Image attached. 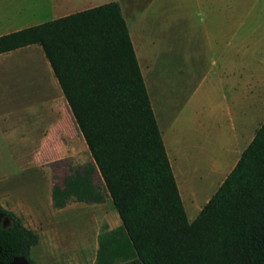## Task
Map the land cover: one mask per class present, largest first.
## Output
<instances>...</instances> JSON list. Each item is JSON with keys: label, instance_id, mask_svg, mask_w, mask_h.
I'll list each match as a JSON object with an SVG mask.
<instances>
[{"label": "trees", "instance_id": "obj_1", "mask_svg": "<svg viewBox=\"0 0 264 264\" xmlns=\"http://www.w3.org/2000/svg\"><path fill=\"white\" fill-rule=\"evenodd\" d=\"M28 45L41 48L92 159L52 185V206L108 196L120 220L97 235L95 264H264V121L188 221L119 3L0 35V54ZM0 213L12 221L0 226V264H35L38 234Z\"/></svg>", "mask_w": 264, "mask_h": 264}, {"label": "rangeland", "instance_id": "obj_2", "mask_svg": "<svg viewBox=\"0 0 264 264\" xmlns=\"http://www.w3.org/2000/svg\"><path fill=\"white\" fill-rule=\"evenodd\" d=\"M50 1L0 0V35L50 20ZM116 1L121 9L123 3L130 4L131 14L125 17L141 42L143 59L152 60L145 63L149 97L162 119L156 118L162 137L167 133L164 144L169 141L179 149L170 164L187 219L192 221L229 167L218 178L217 169L228 153L221 150L224 138L215 120L225 125L224 112L218 111L225 107V97L230 98V84L239 85L246 74L264 78V0ZM43 58L38 45L0 58V105L17 106L18 113L25 115L22 106H40L42 125L54 118L53 109L47 110L49 104L69 112L63 95L56 94L49 82L53 75ZM56 130L57 158L42 161V167L32 158L38 138L24 142L0 138V205L38 234L30 250L33 263L95 264L97 235L120 220L108 196L102 203L70 201L61 209L52 206V185H63L69 166L92 161L80 132L67 117L58 116ZM93 179L102 185L97 172ZM11 224L0 213V226Z\"/></svg>", "mask_w": 264, "mask_h": 264}, {"label": "crops", "instance_id": "obj_3", "mask_svg": "<svg viewBox=\"0 0 264 264\" xmlns=\"http://www.w3.org/2000/svg\"><path fill=\"white\" fill-rule=\"evenodd\" d=\"M109 1L116 0H51L50 3H48L50 5V8L52 9L51 19H54L76 11L94 7ZM129 6L130 4L128 5V3L126 2L123 3V8L121 9V11L124 17L126 16V13L131 14V9L127 8ZM147 10L148 9H146V11ZM125 19L127 20L126 17ZM126 24L128 27L133 48L135 50L138 64L149 94L150 90L146 81L145 63L147 64L148 62H152V60H149L147 57L146 60L143 59L139 48V43L141 42L138 36L135 35L133 28L130 27L131 25H129L128 20ZM20 28L23 27H17V29ZM43 59H45V57ZM45 63L47 65V60ZM47 67L49 69L50 66ZM53 77L49 78V82L54 87H56L54 89H56L55 91L57 94L60 93L61 90L58 86L56 79L54 78V80ZM228 91L230 94V98L225 97L226 105L223 109L219 108L220 111H218L220 113L224 112L223 120L225 122V125L222 126L219 121L215 120L216 127L218 128L220 133L222 132V138H224V144L221 147V150L228 153V156L223 162L221 168L217 169L218 178L221 172L229 166L225 173L226 176V174L236 163L242 150L252 139L255 129L261 124V122L264 121V78H260L257 76L255 78H252L246 74V76L244 77V79H242L239 85L237 83H231ZM149 98L154 111L155 118H160V121H162L160 115L157 114L156 108L154 107L152 96H150ZM16 107L17 106H12V108H9L8 106L0 105V138H21L23 142L31 140L29 138H38L35 149L32 151V158L34 162L33 164H35L36 162L38 167H42V161L50 162L52 160H55L57 158V118L58 116L59 118L67 117L70 125L74 127L75 123L73 121L70 111L67 115L66 111H59L55 104H52V106L49 104L47 110L51 112V109H53L52 111L54 112V118L52 121H48L47 123L42 125L40 106H35L32 104L22 106V111L27 112V115H25L24 113L19 114L18 109ZM163 136V143H165L166 140H168L166 137L167 133L165 132ZM73 144L74 141L71 140L70 145ZM164 146H166L165 149L169 161L175 162L179 152L178 147L175 145H171L169 141H167V144H164ZM171 168H173V166H171ZM176 172L178 175H182V172L179 170L178 167L176 168ZM1 199L4 200V198ZM208 199L209 198H207L205 202Z\"/></svg>", "mask_w": 264, "mask_h": 264}, {"label": "water", "instance_id": "obj_4", "mask_svg": "<svg viewBox=\"0 0 264 264\" xmlns=\"http://www.w3.org/2000/svg\"><path fill=\"white\" fill-rule=\"evenodd\" d=\"M12 264H30L26 259H18L12 262Z\"/></svg>", "mask_w": 264, "mask_h": 264}, {"label": "bare ground", "instance_id": "obj_5", "mask_svg": "<svg viewBox=\"0 0 264 264\" xmlns=\"http://www.w3.org/2000/svg\"><path fill=\"white\" fill-rule=\"evenodd\" d=\"M34 4V3H33ZM128 8V7H127ZM140 44V43H139Z\"/></svg>", "mask_w": 264, "mask_h": 264}]
</instances>
